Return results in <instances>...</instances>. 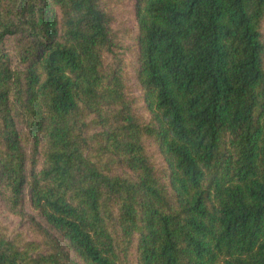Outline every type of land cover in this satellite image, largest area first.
<instances>
[{
    "label": "trees",
    "instance_id": "obj_1",
    "mask_svg": "<svg viewBox=\"0 0 264 264\" xmlns=\"http://www.w3.org/2000/svg\"><path fill=\"white\" fill-rule=\"evenodd\" d=\"M0 264H264V0H0Z\"/></svg>",
    "mask_w": 264,
    "mask_h": 264
}]
</instances>
